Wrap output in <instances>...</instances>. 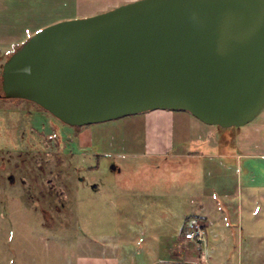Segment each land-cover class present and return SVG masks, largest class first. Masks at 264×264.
I'll return each mask as SVG.
<instances>
[{
	"label": "rangeland",
	"instance_id": "374dc122",
	"mask_svg": "<svg viewBox=\"0 0 264 264\" xmlns=\"http://www.w3.org/2000/svg\"><path fill=\"white\" fill-rule=\"evenodd\" d=\"M74 8L62 0H0L1 40L12 35L22 45L36 30L33 22L48 27L72 20ZM13 46L1 45L0 84L11 51L4 48ZM12 103L0 100V264H74V258L85 253L115 254L119 259L125 253L137 261L145 247L141 240H153L152 228L160 234L159 242L152 243L153 257L144 259L161 257L168 243L160 238L180 232L177 224L188 214L197 179L201 183V166L183 157L176 163L143 156L147 112L73 127L53 114L37 113L33 104L21 109ZM262 122L264 109L249 124L224 129L229 136L221 145L226 144L232 160H225L224 172L216 169L217 162L211 169L206 161V176L213 173L202 183L211 197L197 210L215 229L219 225L228 233L223 241L231 256L241 255L246 262L247 253L257 249L263 256L253 259L257 264H264V239L257 240V233L264 237V197L257 194L250 201L251 207L260 208L259 217L246 209L240 216L236 205L241 200L248 207V185L264 190V158L243 155L264 152ZM41 124L49 127L46 133L35 130ZM123 129L124 146L109 147L124 141ZM238 219L258 221L244 225L243 236L236 231Z\"/></svg>",
	"mask_w": 264,
	"mask_h": 264
},
{
	"label": "water",
	"instance_id": "95a60500",
	"mask_svg": "<svg viewBox=\"0 0 264 264\" xmlns=\"http://www.w3.org/2000/svg\"><path fill=\"white\" fill-rule=\"evenodd\" d=\"M2 82L74 127L153 110L240 127L264 109V0H138L58 22L8 58Z\"/></svg>",
	"mask_w": 264,
	"mask_h": 264
},
{
	"label": "crops",
	"instance_id": "0c3cea01",
	"mask_svg": "<svg viewBox=\"0 0 264 264\" xmlns=\"http://www.w3.org/2000/svg\"><path fill=\"white\" fill-rule=\"evenodd\" d=\"M62 1H70L71 4L75 5L74 11L77 15H75L73 19H76L101 14L114 8H117L121 5L135 2L138 0ZM4 9L6 10V8ZM5 10L2 14L6 15V19V17L8 18V15L5 13ZM7 22L10 23V20H8ZM6 26H10L11 31L14 29L12 23L6 24ZM31 26L36 29L35 32L31 35L33 36L36 32H38L47 25H37L36 22H33ZM1 34L2 30L0 22V57L1 45L3 43L9 45L14 44L13 47L4 48L6 50H11L10 53L6 56L8 59L11 53L16 50V48L19 47L20 44L17 43L18 41L14 37H12V35H7V38L4 41L1 40ZM7 59L5 61H7ZM145 115L146 116L144 117V135L146 136V143L144 144V151L142 154L143 156L152 159L164 158L167 159L169 162L171 161L176 163H179L178 159L183 157L182 159L187 158L190 161V165H199L203 170L201 176L199 177L201 181L200 184L198 183L197 179L195 196L192 195L190 197L191 199L188 205V214L184 217L183 222H179L177 224L178 229L180 228V232L166 235L167 238H162L164 239L163 241L160 238L162 243H168V245L162 246L163 249L161 257H158L155 260L144 259L148 256L153 257L152 250H156L155 246L153 245H156V242H159L158 236L160 234L155 235L157 231L155 228H152L154 225H151L150 227L152 228L151 232L153 233V240H151V237H149L147 240H141V242L144 243L145 247H143V249L138 251L137 253L139 260L133 261V257H128V255L125 253L122 259H119V257L115 254L109 253H85L82 255H78L76 258H74V264H257L253 262V259H255V257L257 256L260 258L263 257L261 255H257V249L251 250L247 253V256L245 257L247 260L246 262H243V256L239 254V256H236V254L231 256V252L229 251L230 248H227L224 245L223 241V238H225L224 236L228 235V233L224 234L223 231L219 229V225L215 229V223L212 221L210 222L205 216H203V214H200L197 211L203 210V208L205 207L203 206L204 203L210 202L211 195H209L208 192H205L203 183H205L207 176L210 177V173H213V170H210V168L213 169L215 166L212 164V162H217L216 169H220L221 167L224 172V169L226 170L224 166L225 160H232V156L226 150L227 148H225L226 144H224V146L221 145L222 138H226V136L228 135L226 130H224L225 128L215 125H208L200 121L198 118L194 117L191 113L181 110H153L148 111ZM137 119L142 120L141 118ZM261 125L263 126L264 122H262ZM121 129L122 127L119 129V132ZM124 133L125 131L123 129L122 135L120 137L122 138L121 141L124 140ZM118 144L124 146L125 140L122 143H120V141H115L109 147H119ZM263 154L264 152L244 153L243 155L263 159ZM259 156H262V158H260ZM239 157L242 158V155H239ZM208 160L210 161L208 162V165H210V171L206 176L205 168L208 169L206 165V161ZM237 164L239 172V167L241 169V166L239 165V163ZM230 167L232 168V165ZM232 169H234V167ZM246 189L247 190L245 191L244 197H246V200H248V207L244 208L246 206L245 201L242 202L241 200H238L239 202L236 205V208H238L240 216L242 211L246 209L252 215L259 217L260 214L258 213V210L260 208L251 207L250 201L252 199H255V196L257 194H259L260 196L263 195L264 197V190L261 189V187L259 186L251 187L250 185H248ZM243 192L244 190L242 189V195ZM248 194H250V196ZM199 202L200 204H198ZM255 220L258 221V219H238L237 222L234 221L237 224L236 231H241V234L245 236L246 233L245 228L243 226H246L247 223L251 225L249 221L255 222ZM193 221H197L204 225L206 231L205 245L185 240L184 228L186 227V225ZM260 238H262L261 241H263L264 237H261V234L257 233V240Z\"/></svg>",
	"mask_w": 264,
	"mask_h": 264
},
{
	"label": "flooded vegetation",
	"instance_id": "af4514ba",
	"mask_svg": "<svg viewBox=\"0 0 264 264\" xmlns=\"http://www.w3.org/2000/svg\"><path fill=\"white\" fill-rule=\"evenodd\" d=\"M0 100H4V101H11V102H13L12 104H19L22 108L21 109H23V108H26L27 106H26V104L28 105V104H33V105H35L36 106V112L37 113H39L38 112V109H39V111L40 112H44V113H47V114H51L49 111H47L46 109H44L43 107H41L40 105H38L37 103H35V102H32V101H28V100H24V99H7V98H5L4 97V92H3V82H2V80H1V84H0ZM52 115V114H51ZM53 116V115H52ZM58 122H60V120L58 119V118H56L55 116H53ZM69 126V125H68ZM46 129H49V127H47V126H45L44 124H41L40 126H37L36 128H35V130H38V132H40L41 131V133H46ZM11 179H13V176H12V178Z\"/></svg>",
	"mask_w": 264,
	"mask_h": 264
},
{
	"label": "built area",
	"instance_id": "2783aa9c",
	"mask_svg": "<svg viewBox=\"0 0 264 264\" xmlns=\"http://www.w3.org/2000/svg\"><path fill=\"white\" fill-rule=\"evenodd\" d=\"M185 240L203 244L206 241V233L203 225L199 222L189 224L184 234Z\"/></svg>",
	"mask_w": 264,
	"mask_h": 264
},
{
	"label": "trees",
	"instance_id": "16d2710c",
	"mask_svg": "<svg viewBox=\"0 0 264 264\" xmlns=\"http://www.w3.org/2000/svg\"><path fill=\"white\" fill-rule=\"evenodd\" d=\"M20 46H21V45H20ZM20 46H19V47H20ZM19 47H17L16 50H17ZM16 50H14V51H16ZM14 51H13V52H14ZM13 52H12V53H13ZM66 125H67V124H66Z\"/></svg>",
	"mask_w": 264,
	"mask_h": 264
}]
</instances>
